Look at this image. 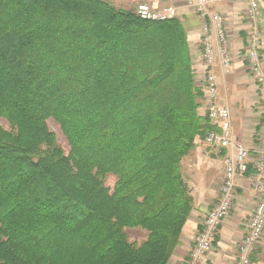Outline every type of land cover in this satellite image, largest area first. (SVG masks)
<instances>
[{"label": "trees", "instance_id": "trees-1", "mask_svg": "<svg viewBox=\"0 0 264 264\" xmlns=\"http://www.w3.org/2000/svg\"><path fill=\"white\" fill-rule=\"evenodd\" d=\"M200 96L176 17L0 0V264H168L193 208L181 161L210 128Z\"/></svg>", "mask_w": 264, "mask_h": 264}, {"label": "built area", "instance_id": "built-area-1", "mask_svg": "<svg viewBox=\"0 0 264 264\" xmlns=\"http://www.w3.org/2000/svg\"><path fill=\"white\" fill-rule=\"evenodd\" d=\"M190 10L203 19V54L201 63L206 67L202 77V89L208 99L205 115L209 121V130L204 141L210 151H223V176L217 200L205 215L202 226L193 241L188 258L182 264H198L212 251V244L222 221L230 214L233 207L237 180L240 176L249 182L256 201L249 214L245 234L236 247L232 264H253L252 255L264 233V117L251 147H246L233 133L229 108L218 102L217 81L212 70L214 63L213 46L209 39L207 21L212 23L217 41L221 70L229 73L232 70V57L226 48L228 31L219 13L210 6L217 0H184ZM246 4L245 17L250 22L257 19L260 12L258 0H242ZM134 13L141 19L166 20L175 18L170 6L155 7L148 2H140L134 7ZM247 32V43L244 56L247 70L252 79L259 85L264 94V73L261 68L259 46L264 33ZM262 33V34H261ZM248 169L252 171L247 174Z\"/></svg>", "mask_w": 264, "mask_h": 264}, {"label": "crops", "instance_id": "crops-1", "mask_svg": "<svg viewBox=\"0 0 264 264\" xmlns=\"http://www.w3.org/2000/svg\"><path fill=\"white\" fill-rule=\"evenodd\" d=\"M112 5L123 8V9H133V7L139 2H149L154 6H164V5H174L178 9L177 19L180 20L187 36V41L192 57V64L195 73L200 74L199 69H195L196 65L194 61V53L195 49L200 46L203 36V19L194 14L190 8L186 5L184 0H106ZM261 2V0H260ZM264 5V0H263ZM246 8V4L242 0H219L214 2L210 9L212 11H217L226 19V28L235 29V31L244 37H247V32L250 30L251 22L247 20L245 15L243 14L244 9ZM241 11V12H240ZM244 15V16H243ZM264 19V16H263ZM209 38L213 46V55H214V63L212 70L215 74L217 81V92L220 95V90L226 92L228 87L231 88L228 94H231V100L235 96L236 93L233 94L232 91L234 89V85L236 82H233L235 78L229 73L231 76L226 77L224 79V73L220 67L219 62V54L217 41L215 37V30L212 23L207 21ZM264 29V27H263ZM231 33H233L231 31ZM245 34V35H244ZM242 38V37H241ZM244 54V52H242ZM246 69V67H245ZM233 70V69H232ZM247 71V69H246ZM235 75H237V71H235ZM248 72V71H247ZM233 73V72H232ZM198 76V75H197ZM236 87V85H235ZM232 108V112H233ZM236 117V116H235ZM235 117L232 113V128L234 135L238 137V139L244 142L246 147H251L250 142L253 143L256 132H253V138L249 141L245 136V129L242 127L239 129L238 124L235 122ZM245 122V121H244ZM243 122V123H244ZM257 127V126H256ZM254 130V129H253ZM256 130V129H255ZM254 130V131H255ZM251 136V137H252ZM252 145V144H251ZM221 155L220 153H218ZM219 158V156H217ZM221 162V161H220ZM204 167V166H203ZM216 174L215 183H209L205 179L202 181L204 185H200L199 179L195 182L189 178L190 176L184 175L185 179L191 189V195L193 197V208L190 212V215L184 224L180 243L174 250L169 263L168 264H181V262L188 258V254L192 248L193 238L196 234L197 229L203 221L205 213L211 208L212 204L216 201L218 194V184L222 177H220V172ZM205 172L202 173L204 175ZM188 176V177H187ZM200 175H198L199 178ZM246 176H240L237 180V187L235 191V198L233 207L230 211V214L222 221L220 224L215 238L212 244V251L204 257L198 264H232L236 247L240 239L243 237L246 231L247 222L249 218V214L252 211L256 197L249 186V182L245 178ZM195 180V179H194ZM210 187L212 189L210 190ZM194 188V189H193ZM256 257L253 260V257ZM252 263L253 264H264V233L260 243L257 245L255 252L252 255Z\"/></svg>", "mask_w": 264, "mask_h": 264}, {"label": "rangeland", "instance_id": "rangeland-1", "mask_svg": "<svg viewBox=\"0 0 264 264\" xmlns=\"http://www.w3.org/2000/svg\"><path fill=\"white\" fill-rule=\"evenodd\" d=\"M217 1H219V0H217ZM258 1H259V5H260L259 16L253 22L251 21V25H250L249 29H253L252 31H255V32L258 31L260 33V31H261L264 33V29H263V27H264V19H263L264 5H263V0H261V2H260V0H258ZM165 6H170L173 9V11L175 12V15L177 18L178 9L176 6L169 4V5L155 6V7H165ZM134 7L131 10L134 11ZM245 9L243 12L244 15H245ZM215 12H217V11H215ZM219 15L221 16L223 24L226 26V24H225L226 19L220 13H219ZM231 31L233 33H231ZM241 37L235 31V29H230V28L228 29V40H227L226 48L229 50L231 57H232V69L233 70H231V71L233 73L231 72V75H233L235 77L233 79V82H236V84H235L236 87L234 85V89L232 91V97H233L234 93H236L237 96H235L231 100V94H228L229 91L231 90V88L228 87L226 89L227 93L224 91L222 92L220 90V95L217 96V99H218V102L223 103L225 106H227L229 108L231 118H232V113H233L234 117L236 116L235 117L236 124H238L239 129L242 127L243 129L246 130L245 136L248 137L247 139L250 141L253 138V136H252L253 132H256V133L258 132V129H259L261 122L263 120V117H264V94H263V91H261V88L259 87V85L250 76V72L248 70H247L248 71L247 72L245 69V67L247 68V61L245 59L246 57L244 56V54L242 52H244V50H245V46L247 43V37H244L243 35H241ZM194 54L195 55L193 57L194 58L193 63L195 62V65H196L195 69H199L198 71H200V74L196 73V86L199 88V90L201 92V96L198 98V102L200 103L198 112L201 116L204 117L209 102H208V99L206 97L205 92L202 89V82H203L202 77L204 75V71H206V67L204 66L203 63H201V57L203 54L202 43L200 44L199 47H197L195 49ZM259 55H260V59H261V68H262V71L264 73V36H262V38H261V42H260V46H259ZM235 71H237V75H235V73H236ZM229 73H227L228 76H226V74H223L224 79H226V77L231 76ZM232 108L234 109L233 112H232ZM0 125L4 128H8V123L1 117H0ZM47 125H48L49 129L55 133L57 144H59L63 148V150L65 152H67V150H68L67 141H66L64 135L61 133L57 123L55 121H53L52 119H48ZM231 125H232V119H231ZM253 129L254 130L256 129V130L254 131ZM232 131H233V128H232ZM242 143L244 144V142H242ZM250 143L252 144V142H250ZM251 144H250V146H252ZM218 153H220L221 155H219ZM224 154L225 153H223V151L213 152V151L208 150L207 144L205 143L204 138L202 140L197 139L195 147L189 152L188 155H186L182 159L181 171L184 175L186 174V175L190 176L189 178H191V180H193V182H195L199 179L198 183H200V185L201 184L204 185L202 181L205 179V184L208 188L209 185H207L206 180H207L208 184L209 183L210 184L215 183L218 168L220 169L219 170L220 177L223 176ZM217 156H219V158ZM203 172H205L204 175H202ZM198 175H200L199 178H198ZM114 182H115V178L112 174H108L105 176L104 184L108 188H110V190L112 189ZM220 186H221V180L219 181V184L217 186L218 187L217 191H219ZM211 189H212V187H210V190ZM217 196H218V194H217ZM216 200H217V198H216ZM209 210H210V208H209ZM206 214H207V212L205 213V215ZM205 215H204V217H205ZM201 226H202V223L200 224L199 228L197 229L196 234L200 230ZM126 232L128 234V238L132 241H140L144 237V231H141L139 229H126ZM196 234H195V236H196ZM195 236L193 238V241L195 239ZM192 247H193V244H192ZM181 264H182V262H181Z\"/></svg>", "mask_w": 264, "mask_h": 264}]
</instances>
